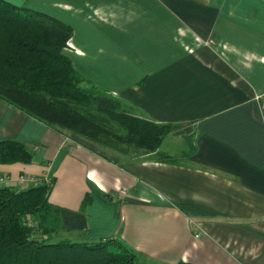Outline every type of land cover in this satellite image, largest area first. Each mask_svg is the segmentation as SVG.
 Returning <instances> with one entry per match:
<instances>
[{
    "label": "crops",
    "instance_id": "crops-1",
    "mask_svg": "<svg viewBox=\"0 0 264 264\" xmlns=\"http://www.w3.org/2000/svg\"><path fill=\"white\" fill-rule=\"evenodd\" d=\"M8 1L72 26L62 53L82 86L171 125L158 150L175 161L158 162L0 99V139L34 154L0 164V177L51 183L59 239L115 236L139 264H264V108L255 100L264 92V0Z\"/></svg>",
    "mask_w": 264,
    "mask_h": 264
},
{
    "label": "trees",
    "instance_id": "trees-1",
    "mask_svg": "<svg viewBox=\"0 0 264 264\" xmlns=\"http://www.w3.org/2000/svg\"><path fill=\"white\" fill-rule=\"evenodd\" d=\"M72 33L71 25L46 12L0 0V99L117 153H153L158 162L173 163L158 150L169 123L136 115L111 93L82 86L62 53ZM33 157L24 142L0 139V164H28ZM15 178L0 182V264H139L136 252L115 236L59 239L51 183L19 187Z\"/></svg>",
    "mask_w": 264,
    "mask_h": 264
},
{
    "label": "built area",
    "instance_id": "built-area-1",
    "mask_svg": "<svg viewBox=\"0 0 264 264\" xmlns=\"http://www.w3.org/2000/svg\"><path fill=\"white\" fill-rule=\"evenodd\" d=\"M255 100H257L260 104L261 108H264V92L261 94L255 95ZM7 179L12 180V178L6 176V177H0V182L6 181ZM46 177L44 178V180ZM39 178H35L34 176H28L25 174H20L15 178V182L17 185L21 184H38ZM42 181V178H40V182ZM198 235V234H197Z\"/></svg>",
    "mask_w": 264,
    "mask_h": 264
},
{
    "label": "rangeland",
    "instance_id": "rangeland-1",
    "mask_svg": "<svg viewBox=\"0 0 264 264\" xmlns=\"http://www.w3.org/2000/svg\"><path fill=\"white\" fill-rule=\"evenodd\" d=\"M168 142L169 141H165L164 143H163V145H162V147H161V149L162 150H164L165 148H167L168 146H169V144H168ZM130 154L131 155H133L134 154V152H130ZM14 177H17V176H14ZM13 180V179H12ZM38 183H40V178H39V181H38ZM29 185H35V184H21V185H18L19 187H25V186H29ZM51 235V234H50ZM48 236H49V234H48ZM78 240H87L88 242H91V241H93V240H90V239H81V238H77ZM49 240H51V241H54V237H52V236H49ZM72 240H76V239H73L72 238Z\"/></svg>",
    "mask_w": 264,
    "mask_h": 264
}]
</instances>
